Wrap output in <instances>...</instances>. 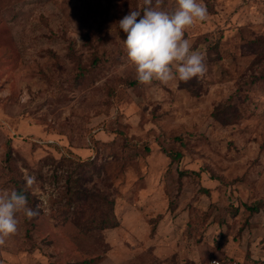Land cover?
<instances>
[{"label":"rangeland","instance_id":"374dc122","mask_svg":"<svg viewBox=\"0 0 264 264\" xmlns=\"http://www.w3.org/2000/svg\"><path fill=\"white\" fill-rule=\"evenodd\" d=\"M202 3L192 93L133 84L118 22L143 0H0V192L34 176L40 211L0 264H264V210H245L264 198V0ZM71 180L111 191L120 227L64 220Z\"/></svg>","mask_w":264,"mask_h":264},{"label":"clouds","instance_id":"9594fccd","mask_svg":"<svg viewBox=\"0 0 264 264\" xmlns=\"http://www.w3.org/2000/svg\"><path fill=\"white\" fill-rule=\"evenodd\" d=\"M164 0H143L141 10H131L119 22L126 33L123 47L135 77L141 85L154 81L168 85L179 80L188 82L203 78L207 68L201 52L192 49L185 38L188 29L207 19L206 6L198 0H176L171 11L162 7ZM23 189L0 192V246L18 231V213L29 220L40 214L39 208L28 206L27 189L34 176L25 177Z\"/></svg>","mask_w":264,"mask_h":264},{"label":"trees","instance_id":"16d2710c","mask_svg":"<svg viewBox=\"0 0 264 264\" xmlns=\"http://www.w3.org/2000/svg\"><path fill=\"white\" fill-rule=\"evenodd\" d=\"M219 43L215 44L217 48ZM133 84H138V82H133ZM196 82H193V86ZM181 88H188L192 93L195 91L191 88L188 82L180 81ZM199 95V91L196 93ZM222 120V119H221ZM168 156L172 161H177L180 159L181 155L178 149L175 147H170L167 151ZM8 159H11V151L8 150L7 154ZM92 164V163H91ZM88 166H85V168ZM96 165H94V168ZM198 174L194 171H186V174ZM16 190H21L24 188L26 181L23 178L16 180ZM86 181H68V186L65 188V214L66 217L64 220H68L73 215L77 214L78 216L82 215H93V217L86 220V218H81V220H86L91 222L92 226L89 227L91 230H100L104 231L106 229H117L120 227V221L115 213V199L113 198L111 191H99L96 188L89 187L86 185ZM207 194H210V191L205 190ZM28 195V206L31 208H37L36 198L31 192L30 188L27 189ZM76 208V210H75ZM72 210V212H69ZM237 210V209H236ZM245 210L248 213L247 221L248 223L252 217L259 214L264 210V198L257 201H253L251 204H245ZM84 224V223H83ZM86 225V224H85ZM84 264H97L96 259L86 260Z\"/></svg>","mask_w":264,"mask_h":264},{"label":"built area","instance_id":"2783aa9c","mask_svg":"<svg viewBox=\"0 0 264 264\" xmlns=\"http://www.w3.org/2000/svg\"><path fill=\"white\" fill-rule=\"evenodd\" d=\"M208 264H246V263L232 258H213L209 261Z\"/></svg>","mask_w":264,"mask_h":264}]
</instances>
